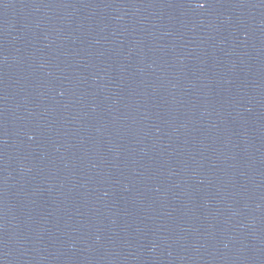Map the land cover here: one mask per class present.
Masks as SVG:
<instances>
[{"label":"water","instance_id":"95a60500","mask_svg":"<svg viewBox=\"0 0 264 264\" xmlns=\"http://www.w3.org/2000/svg\"><path fill=\"white\" fill-rule=\"evenodd\" d=\"M0 264H264V0H0Z\"/></svg>","mask_w":264,"mask_h":264}]
</instances>
